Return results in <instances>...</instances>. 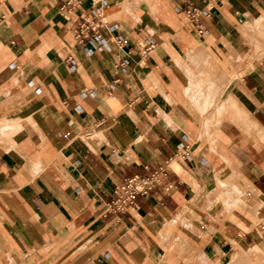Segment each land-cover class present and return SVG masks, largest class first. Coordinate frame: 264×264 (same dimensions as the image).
Segmentation results:
<instances>
[{
	"label": "crops",
	"instance_id": "crops-1",
	"mask_svg": "<svg viewBox=\"0 0 264 264\" xmlns=\"http://www.w3.org/2000/svg\"><path fill=\"white\" fill-rule=\"evenodd\" d=\"M261 37L264 0H0V264H264Z\"/></svg>",
	"mask_w": 264,
	"mask_h": 264
},
{
	"label": "built area",
	"instance_id": "built-area-1",
	"mask_svg": "<svg viewBox=\"0 0 264 264\" xmlns=\"http://www.w3.org/2000/svg\"><path fill=\"white\" fill-rule=\"evenodd\" d=\"M207 13L208 11H204ZM198 11L194 9L192 16L196 19ZM159 173L164 174V169ZM157 172L152 176L135 175L129 179H126L122 184H119L115 188L116 196L107 202V211H125L130 206L134 205L135 198L139 194H147L154 186Z\"/></svg>",
	"mask_w": 264,
	"mask_h": 264
},
{
	"label": "rangeland",
	"instance_id": "rangeland-1",
	"mask_svg": "<svg viewBox=\"0 0 264 264\" xmlns=\"http://www.w3.org/2000/svg\"><path fill=\"white\" fill-rule=\"evenodd\" d=\"M263 40H264V38L263 37H261ZM237 180H235V181H233V183L232 184H230V185H228L227 187H226V189H229V188H231V196H232V198H225L224 200H225V202H224V204L225 205H234V203H232L231 201L234 199L233 197H235L236 199H237V201H240L244 206H246V205H251V207L253 206V205H255V203H251L250 201L249 202H247V197L249 198V196L248 195H245V194H241V193H235V188H234V186H233V184L236 182ZM248 189H246V191L248 192L249 190H251V188L250 187H247ZM225 190V189H224ZM230 190V189H229ZM249 194V193H248ZM231 203V204H230ZM253 209L255 208V206H253L252 207Z\"/></svg>",
	"mask_w": 264,
	"mask_h": 264
}]
</instances>
